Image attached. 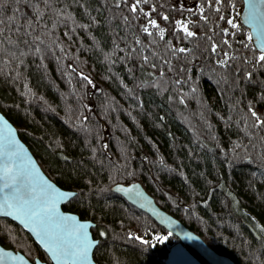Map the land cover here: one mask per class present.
<instances>
[{"label":"trees","instance_id":"trees-1","mask_svg":"<svg viewBox=\"0 0 264 264\" xmlns=\"http://www.w3.org/2000/svg\"><path fill=\"white\" fill-rule=\"evenodd\" d=\"M133 2L0 0V111L47 177L76 192L62 208L96 225V264H164L177 242L112 192L131 183L219 254L264 264V126L252 116L264 120V64L243 0L219 12L147 0L133 13ZM149 19L163 39L143 31ZM0 245L50 264L7 219Z\"/></svg>","mask_w":264,"mask_h":264},{"label":"water","instance_id":"water-1","mask_svg":"<svg viewBox=\"0 0 264 264\" xmlns=\"http://www.w3.org/2000/svg\"><path fill=\"white\" fill-rule=\"evenodd\" d=\"M253 2L256 6L255 9L250 8V0H243L241 19L252 34L253 43L260 52V48L257 46V32L254 30L250 21L254 13L260 15L261 18L264 19V0H253ZM262 34H264V27H262ZM0 151H7L11 159L14 160V167L20 174L15 183L21 190L24 188H35L37 192L41 190L45 192L50 191L53 197L57 196L59 193L71 192L76 194V192L59 188L47 177L28 146L19 138L15 126L1 111ZM0 159H2V157H0ZM9 183L11 184L12 181H9ZM4 184L5 181L0 179V202H2L6 196L10 197L12 195V190L6 188ZM49 185L51 186L50 190L48 188ZM112 192L123 198L139 212L146 214L153 222L177 239V242L168 250L164 264H236L228 256L219 254L211 249L200 236L187 228L177 218L161 209L154 198L146 192L141 184H117L112 188ZM74 197L58 200L56 203V211L49 223L47 236L34 225L29 224L26 227L22 217H20L17 212L6 215L3 211H0V219H7L19 226L48 257L50 264H96L93 258V252L98 245V240L94 239L91 233V230L95 228L96 225L89 220H82L77 214L64 211L62 208ZM70 218H74V220ZM79 224H85L87 226L85 230L86 236L84 238L79 237L75 231V226ZM250 231L255 238L259 240V236L252 228H250ZM80 243L91 245V247L88 248L87 257L85 259L54 258V254L58 255V253H55L57 246L62 247L68 245L75 247ZM3 254H7V257H4ZM0 264L48 263L38 258L30 261L22 253L6 249L0 245Z\"/></svg>","mask_w":264,"mask_h":264},{"label":"snow or ice","instance_id":"snow-or-ice-1","mask_svg":"<svg viewBox=\"0 0 264 264\" xmlns=\"http://www.w3.org/2000/svg\"><path fill=\"white\" fill-rule=\"evenodd\" d=\"M127 2V0H125ZM209 7L213 6V3L217 6L215 7V11L219 12L220 8L218 5L223 3V0H205ZM143 3H147V0H134L133 3L130 4V10L133 13H136L138 9L143 12V9H140V5ZM2 6V5H0ZM119 7V4H117ZM255 3L253 0H250V8L255 9ZM201 13H203V7L200 8ZM145 16H149L150 13H144ZM204 20H207V16L202 17ZM164 20H167L168 17L164 16ZM221 20L225 19V17L221 16ZM227 24H229L232 28L238 29L239 25L234 22L233 19H227ZM253 25L254 30L257 32V46L260 48V53L257 57H255V61L257 64H264V34H262V27H264V19L261 18L260 15L254 13L252 15V20L250 21ZM179 26V29L185 33L186 38L193 37L196 33L189 30V26L187 23H182L181 21L176 22ZM149 26L154 29H159V36L161 39L164 37V30L159 28L155 19H149L146 26L143 27V31L152 35L149 32ZM223 32L228 34V29H224ZM248 40H252V34L249 33ZM211 40V37H208ZM223 43L227 44L228 41L225 40ZM217 45H212V51L215 52ZM190 51L189 49L179 48L173 49V52H181L185 53ZM225 59L218 61L221 66H227L229 53L224 52ZM147 60V57H145ZM247 62V61H246ZM248 78L250 79L252 73H248ZM85 79H87L85 77ZM179 83V82H178ZM195 91V89H193ZM252 116L256 117L257 126H264V120H260L259 116L255 111H252ZM0 179L5 181L4 186L6 188H10L12 190V195L10 197L6 196L2 202H0V211H3L6 215H11L12 212L19 213L20 217H22L25 226L27 227L29 224L34 225L39 228L45 235H48L49 223L52 220L53 214L56 211V203L60 199H64L67 197H74L75 193H59L57 196L53 197L49 192H45L43 190L37 192L35 188L27 189L16 186V180L20 175L18 170L14 167V160L11 159L10 154L7 151H0ZM9 181H12L10 184ZM49 190L51 186H48ZM74 220V218H70ZM86 225L79 224L75 226V231L79 237L84 238L86 236ZM139 239V237H136ZM91 245L87 243H80L75 247H71L68 245L57 246L55 249L54 258H71V259H85L87 257L88 248ZM4 257H7V254H3Z\"/></svg>","mask_w":264,"mask_h":264}]
</instances>
